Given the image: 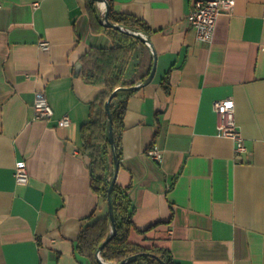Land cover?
Here are the masks:
<instances>
[{
    "label": "crops",
    "instance_id": "crops-1",
    "mask_svg": "<svg viewBox=\"0 0 264 264\" xmlns=\"http://www.w3.org/2000/svg\"><path fill=\"white\" fill-rule=\"evenodd\" d=\"M87 1L0 0V264H91L76 238L108 215L107 198L91 188L81 135L104 87L80 75V59L119 34L91 27ZM192 2L114 0L117 12L149 26L156 58L151 80L118 98L115 182L127 186L137 228L128 238L166 248L178 264H264V0H235L209 43L187 20ZM149 52L153 59L137 45L125 79ZM39 90L53 110L48 120L34 116ZM224 98L234 101L244 137L238 160L232 140L217 135L212 103ZM63 114L67 126L57 123ZM153 147L159 161L147 153ZM19 160L26 184L14 181Z\"/></svg>",
    "mask_w": 264,
    "mask_h": 264
},
{
    "label": "trees",
    "instance_id": "trees-1",
    "mask_svg": "<svg viewBox=\"0 0 264 264\" xmlns=\"http://www.w3.org/2000/svg\"><path fill=\"white\" fill-rule=\"evenodd\" d=\"M106 1L108 3L107 18L110 22L118 23L125 28L143 34L150 32L145 21L128 13L117 12L114 9V0ZM85 9L89 14L91 27L94 30L109 27L101 22L93 0H88L85 3ZM116 31L119 38L111 47L90 48L80 59L82 65L80 75L87 81L104 87L92 105L90 119L81 126L82 149L89 158L91 188L97 195L104 198H107V189L113 176L111 167L114 166L108 139L109 121L104 104L107 98L115 92L111 99L110 111L117 152L116 134L122 128V117L125 109L124 102L118 98L122 92L132 90L130 87L134 85L136 80L144 81L146 79L153 62L149 52L146 58H140L135 64L133 78L125 79L137 45L139 44L144 48L146 44L132 34L117 29ZM119 87L126 89L118 90ZM126 189L127 186L122 187L116 182L113 184L110 197L116 232L102 247L100 251L102 259L113 264H161V261L165 264H178L173 260L169 251L162 246H144L129 241L130 231L137 228L132 220L135 207L127 196ZM109 230L110 219L108 215L83 227L76 238L77 252L88 257L91 264H102L96 256V251L107 238Z\"/></svg>",
    "mask_w": 264,
    "mask_h": 264
},
{
    "label": "built area",
    "instance_id": "built-area-1",
    "mask_svg": "<svg viewBox=\"0 0 264 264\" xmlns=\"http://www.w3.org/2000/svg\"><path fill=\"white\" fill-rule=\"evenodd\" d=\"M235 0H193L191 8L187 14V20L195 31L196 39L203 43H209L213 39L215 25L221 13L229 14L232 11ZM33 7L38 6V2H33ZM264 13V8H263ZM41 49H47L49 42L43 38L38 42ZM34 116L37 119L48 120L53 115V110L43 91H36L33 102ZM212 109L217 114L216 124L217 135L227 137L233 142V156L239 159L246 151L244 137L241 129L235 121V104L231 98L214 100ZM60 126H67L70 123L68 114H63L57 119ZM148 155L156 161L162 157L161 151L153 147L147 150ZM13 177L16 184H26L28 182V172L24 160L16 161L14 164ZM102 259V257L100 256ZM103 260V259H102ZM104 261V260H103Z\"/></svg>",
    "mask_w": 264,
    "mask_h": 264
},
{
    "label": "water",
    "instance_id": "water-1",
    "mask_svg": "<svg viewBox=\"0 0 264 264\" xmlns=\"http://www.w3.org/2000/svg\"><path fill=\"white\" fill-rule=\"evenodd\" d=\"M93 1H96V2L102 1L104 3L103 14H102V17H101V20H102L101 22L102 23H104L105 25H107V26H109L111 28H114V29H117V30H120V31H123V32H127L129 34H132V35L140 38V40L144 44L149 46V48L151 49L152 55H153V62H152V67L150 69V72H149L148 76L146 77V79L144 80V82L150 81L151 78L153 77V74H154V71H155L156 58H155V53H154L153 49L151 48V45H150V42H149L148 38L143 33L139 32V31H134V30H131L129 28H125V27H123L122 25H120L118 23L110 22L108 20V18H107L108 3H107L106 0H93ZM136 87H137L136 85H133V86L130 87V89H136ZM117 89L119 90V89H126V88L125 87H119ZM114 93L115 92H113L107 98V100H106V102L104 104L105 110L107 112L108 121H109V125H108V139H109V143H110V146H111L112 159H113V163H114V173H113L112 179H111L110 184H109L108 189H107L108 217L110 219V230H109V234H108L107 238L102 242V244L98 247V249L96 251V256H97L98 260L102 264H105V261H103L100 258V251H101L102 247L104 246V244L116 232V228L114 226V214H113L112 202H111V197H110V194H111V191H112V187H113V184L115 182L116 171H117V168H118V165H119L117 152H116V148H115V139H114L113 129H112V125H111V111H110L111 99H112V96L114 95ZM161 264H165V263L163 261H161Z\"/></svg>",
    "mask_w": 264,
    "mask_h": 264
},
{
    "label": "bare ground",
    "instance_id": "bare-ground-1",
    "mask_svg": "<svg viewBox=\"0 0 264 264\" xmlns=\"http://www.w3.org/2000/svg\"><path fill=\"white\" fill-rule=\"evenodd\" d=\"M101 8H104V3L102 1L98 2Z\"/></svg>",
    "mask_w": 264,
    "mask_h": 264
}]
</instances>
